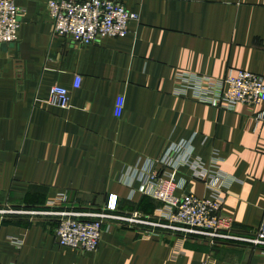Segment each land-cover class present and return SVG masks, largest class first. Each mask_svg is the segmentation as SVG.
I'll use <instances>...</instances> for the list:
<instances>
[{
    "label": "crops",
    "instance_id": "obj_1",
    "mask_svg": "<svg viewBox=\"0 0 264 264\" xmlns=\"http://www.w3.org/2000/svg\"><path fill=\"white\" fill-rule=\"evenodd\" d=\"M14 1L19 41L0 46V207H43L67 193L79 207L99 208L117 196L120 212L157 217L164 206L139 192L137 173L160 170L174 152L215 158L232 181L223 213L241 234L260 230L264 123L256 116L264 105L219 109L182 94L178 78L222 80L230 70L264 78V0H116L140 22L123 38L88 46L55 35L52 0ZM54 86L70 91L69 109L50 103ZM178 177L185 194L209 197L191 168ZM56 226L0 222V263L264 264V250L195 240L176 258L178 238L117 226L97 252L82 253L58 244Z\"/></svg>",
    "mask_w": 264,
    "mask_h": 264
},
{
    "label": "built area",
    "instance_id": "obj_2",
    "mask_svg": "<svg viewBox=\"0 0 264 264\" xmlns=\"http://www.w3.org/2000/svg\"><path fill=\"white\" fill-rule=\"evenodd\" d=\"M54 33L77 46H88L102 39L123 38L130 33L131 23H139L140 16L129 12L116 0H52L48 4ZM21 28V9L14 0H0V46L16 44ZM77 77L74 88L81 87ZM182 94L191 91L196 99L216 108L234 112L240 106L264 105V78L242 70H230L222 80L183 74L178 78ZM50 103L69 109L71 94L67 88L54 86ZM264 123V111L256 116ZM160 170L148 168L137 173L139 192L163 204L157 217L141 212L123 213L117 206V196L99 208L79 207L69 194H58L43 207H0V222L7 218H23L30 223L52 220L56 226L58 244L82 253H95L108 228L135 229L148 236L164 234L178 238L179 247L174 256L182 252L187 241H202L210 246L245 245L264 250V215L260 230L245 235L237 232L235 221L223 213L227 190L232 181L219 168L214 158L210 164L190 159L185 154L172 152L163 161ZM189 167L194 178L201 181L209 192L207 198L185 194L186 181L178 175L180 169ZM182 191L180 196L176 192ZM17 247L22 243L12 241ZM1 264V263H0Z\"/></svg>",
    "mask_w": 264,
    "mask_h": 264
},
{
    "label": "rangeland",
    "instance_id": "obj_3",
    "mask_svg": "<svg viewBox=\"0 0 264 264\" xmlns=\"http://www.w3.org/2000/svg\"><path fill=\"white\" fill-rule=\"evenodd\" d=\"M145 196V195H144ZM146 197H149V196H146ZM151 198V197H150ZM162 204V203H161Z\"/></svg>",
    "mask_w": 264,
    "mask_h": 264
}]
</instances>
